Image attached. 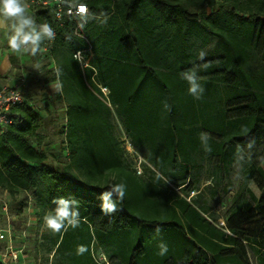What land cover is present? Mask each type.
Masks as SVG:
<instances>
[{"label":"trees","instance_id":"obj_1","mask_svg":"<svg viewBox=\"0 0 264 264\" xmlns=\"http://www.w3.org/2000/svg\"><path fill=\"white\" fill-rule=\"evenodd\" d=\"M65 1L88 6L83 27L69 16L57 25L51 9L41 10L37 23L57 31L45 52L54 62L46 82L60 85L57 98L68 105L70 164L49 166L30 143L43 138L41 116L28 102L0 133V189L12 197L31 193L42 218L54 214L56 197L80 213L79 227L45 237L54 263L251 264V250L264 264V166L242 158L249 141L254 147L264 139V0ZM90 46V67L82 69L74 54ZM192 70L204 89L200 99L183 78ZM114 115L143 152L146 175L127 163ZM201 133L210 134L211 152ZM205 161L213 162L216 186L242 163L243 186L225 225L192 197ZM120 182L126 197L105 215L107 186ZM78 246L86 248L82 255Z\"/></svg>","mask_w":264,"mask_h":264},{"label":"rangeland","instance_id":"obj_2","mask_svg":"<svg viewBox=\"0 0 264 264\" xmlns=\"http://www.w3.org/2000/svg\"><path fill=\"white\" fill-rule=\"evenodd\" d=\"M9 34L7 25L0 29V84L15 85L24 82L28 106L41 116L39 134L43 141L39 143L33 138L30 143L48 155L49 166L61 168L70 164L66 137L68 105L66 101L57 98L60 85L46 82L54 62L47 53H40L37 58L30 54H14L8 46ZM214 46L215 42L207 51ZM112 123L115 136L126 149L127 163L130 167L137 168L139 174H143L146 165L143 152H136L132 148L120 118L114 115ZM244 157L264 166V139L256 146L244 149L242 158ZM200 165L195 180L198 189L192 197L200 196L204 206L210 213L218 216L217 222L223 225L243 186L242 163L236 162L232 166L230 174L220 186L214 185L210 176L213 162L205 161ZM32 199L31 193L21 192L12 197L7 191L0 189V231L9 233L13 250L19 252L25 264H55L49 250L51 243L45 238L50 229ZM8 258V243L0 240V264ZM249 260L251 264H257V258L251 250Z\"/></svg>","mask_w":264,"mask_h":264},{"label":"clouds","instance_id":"obj_3","mask_svg":"<svg viewBox=\"0 0 264 264\" xmlns=\"http://www.w3.org/2000/svg\"><path fill=\"white\" fill-rule=\"evenodd\" d=\"M76 9V15L81 18L83 22H87L89 18L88 9L83 4L73 3ZM5 25L8 26V46L16 55L30 54L35 57L41 50L42 44L45 41H53L56 37V32L53 27L45 23H37L34 15L29 12V5L27 0H0V29ZM83 27V23L80 25ZM79 53L76 54L78 58ZM204 52L199 53V57L203 59ZM59 75V70H58ZM196 75L195 70L183 74V78L189 83V94L196 99L201 98L204 89L202 85H197L193 77ZM59 88V85H57ZM247 132V129H244ZM201 142L206 152H211L212 149L207 141L210 139L207 133L200 134ZM254 141L248 142V148H252ZM111 191L105 192L103 195L104 203L102 205V212L105 215L114 214L118 211V204L123 203L127 194V185L123 182L111 183L107 186ZM112 192L117 194L116 200L110 199ZM74 202V201H73ZM53 204L57 205L53 213L45 215L44 221L46 226L53 232H60L62 229L67 231L68 228H77L80 225V213L73 211L70 207V201L64 197L53 198ZM160 255L167 252L166 245H160ZM86 251L85 246H78L77 254L82 255Z\"/></svg>","mask_w":264,"mask_h":264},{"label":"built area","instance_id":"obj_4","mask_svg":"<svg viewBox=\"0 0 264 264\" xmlns=\"http://www.w3.org/2000/svg\"><path fill=\"white\" fill-rule=\"evenodd\" d=\"M27 2L29 5V12L30 14L34 15L36 21H38L39 19L38 14L41 10L51 9L52 19L54 20V22H56L57 25L62 26V20L64 19L65 16L73 17L79 20L83 24L87 23V22H83L81 18L76 15V9L72 6L73 3H75L73 1L27 0ZM85 6L88 9V15H90L88 6L87 5ZM51 26L55 30L57 36V31L55 27L53 26V24ZM54 41L55 39L53 41H47V45L42 49V52L43 53L48 52V50L52 47ZM77 53L80 54L78 58L76 57ZM91 54H92L91 46L89 47L87 52L82 50H78L75 52L74 58L80 63L82 69H87L90 67L87 61V55H91ZM103 92L105 93V95H108L109 91L107 89H103ZM26 102L27 101L25 96L24 82L17 83L15 85H0V133H2L8 126L15 124L13 112L16 108L25 105ZM223 225L225 224L223 223ZM0 240L7 241L8 253H9V258L5 260L2 264H25L19 252L13 250L12 240L9 238V233L7 231L4 230L0 231Z\"/></svg>","mask_w":264,"mask_h":264},{"label":"crops","instance_id":"obj_5","mask_svg":"<svg viewBox=\"0 0 264 264\" xmlns=\"http://www.w3.org/2000/svg\"><path fill=\"white\" fill-rule=\"evenodd\" d=\"M0 85H7V84H0Z\"/></svg>","mask_w":264,"mask_h":264}]
</instances>
